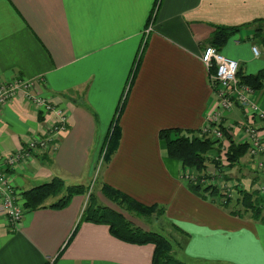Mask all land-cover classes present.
I'll return each mask as SVG.
<instances>
[{"label": "crops", "instance_id": "1", "mask_svg": "<svg viewBox=\"0 0 264 264\" xmlns=\"http://www.w3.org/2000/svg\"><path fill=\"white\" fill-rule=\"evenodd\" d=\"M257 19L264 20V0H0V83L31 80L34 94L69 117L56 150L39 148L28 162L10 167L4 159L42 138L56 114L23 93L2 108L0 168L23 203L25 191L54 177L89 185L125 102L122 139L102 182L145 204L164 205L163 224L181 260L264 264V224L232 215L193 190L183 165L168 156L159 136L168 128L203 130L215 88L201 53L214 25ZM254 30L242 29L221 50L246 74L264 69V43ZM256 98L264 107V88ZM242 119L239 108L227 115L231 123ZM233 133L239 141L240 127ZM228 170V183L264 195V169L246 156ZM208 171L216 173L214 164ZM87 201V195H77L64 209L25 208L12 231L0 196V264H152L153 244L122 241L104 224L83 222L68 244ZM181 239L185 245L177 250Z\"/></svg>", "mask_w": 264, "mask_h": 264}, {"label": "trees", "instance_id": "2", "mask_svg": "<svg viewBox=\"0 0 264 264\" xmlns=\"http://www.w3.org/2000/svg\"><path fill=\"white\" fill-rule=\"evenodd\" d=\"M246 27H254L255 35L264 43V20L257 19L240 26L214 25V31L206 45H213L221 51L233 36ZM139 63L137 62L136 71ZM238 78L240 82L250 85L255 90H262L264 88V69L257 73L246 74L240 68ZM124 103L118 109L115 120L102 146L101 155L102 165L104 164V167L111 162L122 139L123 131L120 125V119ZM200 132L183 133V130L179 128H168L161 130L159 136L165 142L168 156L178 160L184 169H193L203 175L201 177H212L208 173V164L211 162L216 167L221 168V165L209 155L211 151L215 150L217 152V141L210 137H200ZM230 139L231 144L228 150V159L230 161L229 167H233L245 156L248 146L246 143L237 142L232 138ZM188 182L189 186L196 192H199L203 198L218 203L232 215L242 218H252L264 224L263 194L257 193L256 191H248L243 186L237 185V195L229 196L227 192L221 190L219 185L193 184L189 180ZM100 184V190L104 196L129 213H135L138 216H150L157 213L160 217L166 214V207L164 205L158 203L151 205L145 204L110 183L101 181ZM77 195H88V201L68 244L72 242L83 222H92L109 226L110 233L122 241L138 245L153 244L155 249L152 264H192L181 260L174 254V244L166 235L152 229L147 230L129 219L122 211L102 203L98 195L91 190L90 185L83 183L69 185L62 178L54 177L49 182L25 191L24 206L28 210L41 208L60 210L68 207L73 197ZM53 197L57 199L52 203H47Z\"/></svg>", "mask_w": 264, "mask_h": 264}, {"label": "built area", "instance_id": "3", "mask_svg": "<svg viewBox=\"0 0 264 264\" xmlns=\"http://www.w3.org/2000/svg\"><path fill=\"white\" fill-rule=\"evenodd\" d=\"M152 29L153 24L149 25L147 31ZM252 51L256 57L261 56L259 46L253 45ZM201 60L212 72L211 81L215 88V98L207 111L206 124L199 136L210 137L217 141L216 145L219 151L217 150L215 155L210 157L214 158L221 165V168L214 165L216 173L208 171L212 177H201L203 175L195 170L186 168L183 177L193 184H214L226 187L224 192H227L229 196H235L238 184L227 181L226 186H222L221 181L223 179L217 180L216 175L220 174L221 171L223 174L228 173L230 138L234 139L233 130L237 127L242 130V137L237 142L246 143L248 146L245 156L256 168L264 169V107L256 98L258 90L240 82L238 78L240 62L237 59L223 54L213 45H206L202 50ZM32 87L33 82L31 80L20 77L0 83V112L10 100L19 93H23L39 107H44L56 114L55 122L42 138L37 137L31 140L27 147L21 148L4 159V163L10 167L28 162L32 157L31 153L39 148L56 150L59 147V136L68 128L69 117L65 111L57 107L48 98L34 94ZM235 108L240 109L243 119L238 123H231L227 120V115ZM2 168H0V196L3 209L7 215L8 225L14 231L23 220L25 206L21 196L17 194L11 176Z\"/></svg>", "mask_w": 264, "mask_h": 264}, {"label": "rangeland", "instance_id": "4", "mask_svg": "<svg viewBox=\"0 0 264 264\" xmlns=\"http://www.w3.org/2000/svg\"><path fill=\"white\" fill-rule=\"evenodd\" d=\"M212 164L213 163H209L208 166H212ZM103 169H104V164L102 165V158H100L98 166H97L96 171L94 173V176H93L92 180L89 182V185L91 186V190H93L98 195V197L100 198L101 202L104 203V204H109V205L115 207L116 209L122 211L129 219H131L137 225H140V226H143V227H147V229H152V230L161 232L164 235H166L173 242V244L176 243L175 242L176 240L174 238H172L171 235L168 233V230H167L168 224H163L165 222V221H163V219H164L163 216L160 217V216L157 215V213H154V214H152L150 216H138L135 213H129L128 211L120 208L117 204L113 203L112 201H110L109 199H107L104 196V194L100 190L101 189L100 182L102 181ZM228 171L229 170L227 169V172ZM222 172L223 171H221L220 174H217L216 177H217V180L223 179L221 181V185L222 186L223 185L226 186V182L231 178V176H230V173L223 174ZM223 182H225V183H223ZM225 189H226V187H221V190L224 191ZM182 244L185 245V241L183 239H181L180 247L175 245L177 250H179V248H181ZM192 263H194V264H220L216 260H211L210 262L195 261V262H192ZM237 264H241V263L237 262Z\"/></svg>", "mask_w": 264, "mask_h": 264}]
</instances>
